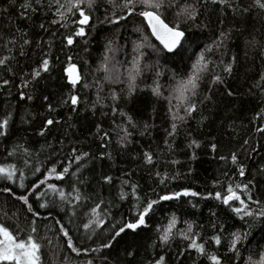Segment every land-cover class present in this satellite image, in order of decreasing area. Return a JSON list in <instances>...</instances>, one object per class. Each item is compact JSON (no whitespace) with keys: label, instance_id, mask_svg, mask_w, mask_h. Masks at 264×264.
Wrapping results in <instances>:
<instances>
[{"label":"trees","instance_id":"16d2710c","mask_svg":"<svg viewBox=\"0 0 264 264\" xmlns=\"http://www.w3.org/2000/svg\"><path fill=\"white\" fill-rule=\"evenodd\" d=\"M30 2L34 3V0ZM251 2L231 0L232 4L245 7ZM23 3L24 0H0V59H5V64L0 65V119L11 113L10 134L6 138L0 137V164H14L18 170H24L25 188H31L33 183L43 180L44 173L53 164L57 171L69 166V172L63 180H57L54 173L49 174L46 183L38 185L39 199L33 194L35 189L26 193L34 211L39 213L37 216L28 212L27 206L11 193L2 191L8 186L16 195L25 194L24 189L19 188V172L11 182L0 179V217L10 225H18L25 238L31 231L29 224L36 228L32 235L41 245L42 264H86L89 260L93 264H102L104 256L108 257L109 264H154L161 255L165 256L166 264H211L206 256H199L193 250L185 251L177 260L178 251L186 248L189 242L180 236L181 232L187 230L186 221L193 222V232L201 234L197 237L198 241L201 238L206 241L213 234L221 236L220 245L208 243L207 249L222 257L223 264H246L250 255L255 259L260 246L264 245L260 231L262 226L257 225L253 229L254 235L241 243L239 255H236L228 251L229 234L234 230L235 218L228 219L225 214L227 209L214 198L203 197L208 192L224 193L229 184H247L251 180L253 183L248 185L251 189L249 194L255 199L264 200V92L261 91L264 82L260 81V74L264 72V55H261V48H264V15L258 9L241 15L232 8L208 3L200 9L197 22H203L207 27L183 25L190 41L185 43L190 51L180 60H174L167 59L166 53L157 56L151 45L162 47L151 35L146 23L143 24L146 40L142 41L141 34L134 31L135 27L141 26V17L125 18L115 25L97 24L98 20L103 21L113 11L121 14L119 9L111 8L108 0H97L96 8L91 10V23L97 25L96 29L85 26L87 35L74 36L73 45H67L64 37L76 31L77 26L72 21L79 18V13H66L68 20H60L55 14V9L60 4H66V0H59V3L44 0L42 9L38 8L36 12L27 9V17H22ZM85 11L89 12L87 8ZM53 19L58 23L52 24ZM168 20L173 21L171 13ZM41 24L44 29L39 27ZM222 30L230 33V36L217 48L213 41ZM12 37H15V42ZM23 39H28L30 43L24 45ZM107 39L113 40L114 51L108 54L113 59L106 67L110 73H119L121 80L126 81L127 73L133 70L134 58H139V87L131 101L125 100L121 93V89L126 87L125 83H108L103 79V68L94 71L103 60ZM207 45H212L208 58L216 62L214 71L223 77V82L210 86L209 76L201 84L195 114L181 123L178 133L168 139L169 148L165 144L166 130H170L172 123L169 104L166 99L155 97L151 86L154 82L163 86V96L166 97L173 73L185 75L192 62L189 55L195 59V52ZM85 47L88 48L87 53L83 50ZM45 56L50 61V70L41 71L40 76L33 79V69L39 70ZM69 56L72 57L71 61ZM221 60L225 63L233 61L230 74L223 72V65L219 64ZM69 63L76 65V73L81 77L78 86L72 90V94L78 95L75 111L68 99L71 85L65 69ZM145 66L153 67L146 69ZM157 71L160 72L159 77ZM4 80L9 83L4 84ZM96 81H100L99 88ZM85 83L91 86L85 88ZM109 89L117 93L116 101L109 98ZM229 92L233 94L229 95ZM20 93L25 94L24 99H21ZM28 95L33 99L28 100ZM98 98L101 103H97L93 109L92 104ZM172 103L175 105L176 101ZM113 107L117 111L113 112ZM121 109L138 125L147 123L151 135L141 136L139 128L133 129L125 124L124 117L120 115ZM180 115H183L182 111ZM48 118L59 123L50 126L44 136L38 135L44 120ZM97 124L100 125L99 130ZM117 125L132 133L129 137L132 143L124 148L117 144V135H123ZM104 132L109 134L108 138L103 136ZM192 139L200 141L198 148L187 146ZM213 143L217 145L215 150L210 148ZM17 145L22 147L14 155L8 156L7 151ZM24 147L30 150L29 154L23 152ZM73 147L77 152H89V157L74 162ZM146 150L155 156L152 165L143 161ZM100 152H104L105 156L100 157ZM233 153L237 156L235 164L231 160ZM193 154L195 159H191ZM25 159L30 162L28 166L24 164ZM37 161L41 171L34 173ZM81 163L83 167H80L76 177H72L71 173L76 172ZM240 165H243L244 176L239 174ZM156 172L161 176L167 173L164 184H161ZM102 173L112 177L111 184L101 180ZM176 173H179V177L171 179ZM124 179L138 185L137 193L145 201L156 199L165 191H179L184 187L201 195L160 202L154 208L147 229L139 230L137 234H122L114 242V247L93 251L102 241L106 242L104 237L113 227L112 217L120 220L130 215L133 200L129 185L122 184ZM214 181L219 183L214 184ZM48 183L64 189L65 193L71 192L75 183L83 194L96 195L87 201L69 203L61 201L57 192L49 191ZM121 188L128 194L123 201L117 199ZM236 191L240 192L239 189ZM241 198L246 199L244 196ZM71 199L69 197V201ZM100 200L104 203L97 212L105 219L107 229L103 225L95 228V224L84 229V223L95 219L90 207ZM188 201L199 204V207H193ZM45 202L47 207L40 208L39 204ZM61 208L64 210L61 211ZM105 209L108 211L105 212ZM213 211L217 214L215 217ZM173 213L177 220L172 229V238L161 247L156 230L166 227ZM61 226L69 232L75 247L89 251L72 252L67 246L68 238L60 232ZM129 251L133 257L127 256Z\"/></svg>","mask_w":264,"mask_h":264},{"label":"snow or ice","instance_id":"6c2138e0","mask_svg":"<svg viewBox=\"0 0 264 264\" xmlns=\"http://www.w3.org/2000/svg\"><path fill=\"white\" fill-rule=\"evenodd\" d=\"M55 3H59V0H53ZM44 0H34L30 2V0H24V3L21 5L22 8V17H27L28 12L27 9H31L32 12H36L38 8H43ZM109 5L113 9H119L121 14H116L115 11L105 16L103 21L98 20L97 24L99 25H115L120 21H124L125 18H131L132 16H137L142 18L141 26H137L134 28V31L141 34V40H146L147 37L144 35L143 24L146 23L147 29L151 31V35L155 37L159 44L162 45V48H159L155 45H151L153 50L156 52L157 56L161 55V53H166L167 59L180 60L186 53H189L190 49L188 45L185 43L189 41V37L187 35L186 29L183 25L186 24H194L197 27H207V24L197 22L200 19V9L204 7L208 3L219 4L221 6H225L228 8H232L234 11L239 12L241 15L249 14L253 9H258L261 15H264V0H252L251 4L248 6L234 5L231 3V0H108ZM97 6V0H66V4H60L59 7L55 9V14L59 17L60 20H68L69 17L66 13L78 12L79 18L77 20H73L76 27V31L73 34L67 35L64 37L67 45L74 44V36L77 37H85L87 35L85 31V26L96 29L97 25L91 23V10L95 9ZM88 9L89 12H86L85 9ZM49 11L51 8L49 7ZM107 11V9H106ZM171 13L173 16V21L168 20V15ZM52 24H57L58 21L53 19L51 21ZM222 24L223 21L221 20ZM41 29H44V25L41 24L39 26ZM19 31V30H18ZM230 33L225 31H220L219 36L216 38V41H213V45L217 48L221 46L224 40L228 39ZM13 42H15V37H12ZM219 41L220 43H217ZM30 41L28 39H23V44L27 45ZM39 44L40 42L37 41ZM190 43V41H189ZM246 43H248L246 41ZM212 45H207L205 48L201 49L199 52H195V59H192L191 55H189V59L192 60L190 67L185 75H179L177 73H173L171 79V83L168 87V95L163 96V86L158 83H155L151 86L152 94L159 98L166 99L169 104V113H171V121L170 130H166L165 144L170 148L171 145L168 144V139L173 137L178 133V128L181 123H184L186 120L191 119L197 108V97L201 90V84L205 82L206 78L210 76V86L214 83L223 82V77L219 74H216L214 68L216 66L215 61H210L208 58V54L211 52ZM84 52H88V48L85 47ZM114 51V44L112 39H107L105 43L104 52L102 53L103 60L101 61L99 67L94 71H99L100 68L104 69L105 76L103 79L108 83H125L126 87L121 89V93L125 100L131 101L134 99V92L139 87L138 78L141 75V69L137 65V60L134 58L133 60V70L127 73L126 81L121 80L120 74L117 72L110 73L106 65L108 64L110 57L108 54ZM135 51V48H134ZM23 54V52H21ZM261 55H264V48H261ZM69 61H71L72 57H68ZM235 58H233L234 61ZM233 61H228L225 63L223 60L219 61V64L223 65V72L231 73L233 68ZM5 64V59H0V65ZM87 64V61H85ZM158 66V63H157ZM115 67V66H114ZM153 66H145L146 69H151ZM50 70V61L45 56L40 65L39 70L33 69L31 76L33 79L40 76L41 71H49ZM65 72L68 74V81L71 85L70 95L68 99L73 105V110H76V105L78 104V95L72 94V90H74L78 86V81L81 80V77L76 74V65L73 63L68 64V68L65 69ZM157 77H159L160 72H156ZM260 81L264 82V72L260 74ZM4 84H8L9 81L4 80ZM85 88L90 87V84L85 83L83 85ZM97 88L100 87V81H96ZM259 86V85H258ZM261 91L264 92V86H261ZM110 96L109 98L113 101L118 99L117 93L109 89ZM232 92H229V95H232ZM21 99L25 98L24 93H20ZM28 100H32L33 97L31 95L27 96ZM47 100V97L44 98ZM208 99V97H205ZM175 100L176 103L173 105L172 101ZM203 103V101H199ZM97 103H101L99 98L96 102L92 104V108L96 107ZM49 110H51V105H49ZM112 111L115 112L117 109L115 107L112 108ZM183 112V115H180V112ZM120 115L124 117V123L131 126L133 129L139 128V134L141 136L148 134L149 125L144 123L142 126L138 125L130 115H127L122 109L120 111ZM259 115V113H257ZM11 119V113H8L4 118L0 119V137H7L9 133V121ZM59 123L52 118H48L44 120L43 126L40 127L39 132L37 133L40 136H44L53 124ZM120 132L123 135H117V144L124 148L126 145L132 143L129 137L132 133L128 132L126 128L120 127L117 125ZM97 130L100 129V125H96ZM259 130V129H258ZM190 135V134H189ZM105 138L109 137L107 132L103 133ZM247 143V141H245ZM189 148L193 146L199 147L200 141L192 139L189 141ZM22 147L21 145H17L16 148H13L7 151L8 156H12L15 154L18 148ZM104 145H101L103 148ZM217 145L215 143L210 145V148L215 150ZM23 152L25 154H29L30 150L26 147L23 148ZM72 155L74 156V162L82 161L83 158L89 157L90 153L87 151H79L73 147ZM100 157H104L105 153L100 152ZM109 158H111L109 156ZM155 156L153 152L150 150H146L143 152V161L147 165H152L154 162ZM191 159H195V154L191 157ZM223 159V157H221ZM232 162L235 164L237 162V156L235 153L231 156ZM29 160L25 159V166L29 165ZM173 164L176 163L175 160L172 161ZM80 167H83L81 163L79 167H77L76 172H72L71 176L76 177L77 172L80 171ZM262 170H264V166H262ZM41 168L39 166V161H37V165L34 168L35 172H40ZM189 172L192 171L191 168L188 169ZM19 172V176L21 178V182L19 184V188L24 189L25 194L16 195L12 188L5 186L2 191L5 193H11L18 201L22 202L23 205L27 206L28 212L32 213L33 216L39 215L38 212L34 211L33 206L29 203L30 197L26 194L28 192H33V189L36 191L33 193L38 199L40 197L39 186H43L49 174H55L57 180H63L65 178V174L69 172V166H64L62 171H57L55 165L53 164L48 168L47 172L44 173V179L39 180L37 183H33L31 188H25V184L23 182V178L25 176L24 170H18L14 164H0V179H5L9 182L14 180V176ZM33 173V174H34ZM239 174L240 176H244V168L243 165L239 166ZM126 175V174H125ZM156 176L160 178L161 184L165 183V177L161 176L159 172H156ZM179 177V173L174 174L171 179H177ZM101 180L105 184H111L112 177L110 175L101 174ZM83 183V181H79ZM219 181H214V184H218ZM251 180L248 181L247 184L237 183L235 185L229 184L225 189L224 193L220 191L216 192H208L204 195V199L214 198L217 202L224 205L227 209L226 216L228 219L235 218V223L233 225L234 230L229 234V244L228 251L239 255L240 245L243 241L249 240V237L253 236V229L256 228L257 225H261V239L264 240V200L255 199L249 193L251 189L248 185L252 184ZM123 185H129L131 189V197L133 200V204L130 208V215L126 217H122L120 220L113 219V227L104 237L106 242H101L99 246L93 251H99L100 249H109L114 247V242L118 241V238L122 236V234H137L139 230L147 229L148 221L154 211L156 205H158L162 201H172L177 200L180 197H197L201 194L199 192L193 191L189 187L181 188L179 191H165L162 194H159L156 199H147L143 200L137 193L138 185L136 183H131L128 179H124L122 181ZM167 187V185H165ZM47 189L51 192H57L61 201H68L69 203H76L80 200H89L94 194L85 195L81 192L79 188L76 187V184H72V191L65 193L64 189L58 188L57 185L48 183ZM236 189H239L238 193ZM73 193L75 194L73 196ZM128 195L123 188L120 189L117 199L123 201ZM244 196L246 199H242ZM69 197L72 199L69 201ZM238 202V206H237ZM104 203L103 200L96 203L94 202V206L90 207V212L92 213L95 219H89L87 223L83 224L84 229H89L90 225L95 224V228H101L104 226V229H107V225L105 223V219L101 218L97 209L101 208V205ZM189 204H192L193 207L198 208L199 204H193L192 201H188ZM255 205L253 208L252 206ZM40 208H46L47 203H40ZM64 209L61 208V211ZM108 209H105L107 212ZM213 217L217 214L215 211L212 212ZM176 214L173 213L171 219H169L166 227L157 228L158 240L160 242V246L168 244L169 240L172 238L173 232L172 229L176 224ZM34 223V222H33ZM59 223V221H58ZM187 230L186 232H181L180 236L182 239L189 241L186 245V248H181L177 254V260H179L187 250L195 251L199 256H206V258L211 262V264H223L222 257H220L216 253H210L207 249L208 243H214L216 245L221 244V236L218 234H213L208 237L206 241L204 238H201V241H198L197 237L200 236V233L193 232V222H187ZM19 228V226H17ZM28 227L31 229L26 238H21V231H16L13 233L10 229L0 224V264H42V255H41V245L36 242L32 233L36 232V228L29 224ZM216 225L213 224V228ZM221 228L224 227L223 224L220 225ZM102 229V231H104ZM94 230V229H93ZM60 232L67 237V246L72 250V252L79 253L80 251L87 252L89 249L80 248L74 246L72 238L69 236V232L65 229V227L61 226ZM99 235V234H98ZM88 239H92V237H88ZM127 256L133 257L132 252H127ZM86 264H93L91 260L87 261ZM102 264H109V260L107 256L103 257ZM154 264H166V258L164 255L159 256L158 259L154 261ZM246 264H264V245L260 246V251L257 257L254 259L251 255L246 261Z\"/></svg>","mask_w":264,"mask_h":264},{"label":"rangeland","instance_id":"374dc122","mask_svg":"<svg viewBox=\"0 0 264 264\" xmlns=\"http://www.w3.org/2000/svg\"><path fill=\"white\" fill-rule=\"evenodd\" d=\"M0 224L7 226L10 229V231H12L13 233L21 230L20 227L19 228L17 227L18 225H15L13 223H11V225H10V223H8L7 220L5 218H2V217H0ZM20 235H21V238H25L22 234H20Z\"/></svg>","mask_w":264,"mask_h":264},{"label":"water","instance_id":"95a60500","mask_svg":"<svg viewBox=\"0 0 264 264\" xmlns=\"http://www.w3.org/2000/svg\"><path fill=\"white\" fill-rule=\"evenodd\" d=\"M150 33H151V31H150ZM155 38V37H154ZM156 40V39H155ZM157 41V40H156ZM158 43H159V41H157ZM161 47H162V45H160Z\"/></svg>","mask_w":264,"mask_h":264}]
</instances>
